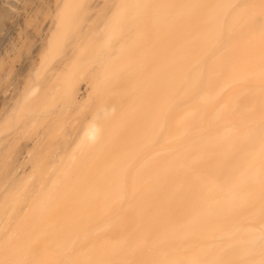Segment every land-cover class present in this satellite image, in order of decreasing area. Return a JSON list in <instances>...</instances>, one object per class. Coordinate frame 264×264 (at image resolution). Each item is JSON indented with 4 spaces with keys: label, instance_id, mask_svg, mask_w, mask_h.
I'll list each match as a JSON object with an SVG mask.
<instances>
[{
    "label": "bare ground",
    "instance_id": "1",
    "mask_svg": "<svg viewBox=\"0 0 264 264\" xmlns=\"http://www.w3.org/2000/svg\"><path fill=\"white\" fill-rule=\"evenodd\" d=\"M0 242L264 264V0H0Z\"/></svg>",
    "mask_w": 264,
    "mask_h": 264
},
{
    "label": "rangeland",
    "instance_id": "2",
    "mask_svg": "<svg viewBox=\"0 0 264 264\" xmlns=\"http://www.w3.org/2000/svg\"><path fill=\"white\" fill-rule=\"evenodd\" d=\"M86 109H88V110H86V111H84V112H88L89 111V108H86ZM73 110H75L74 108H73ZM72 110V111H73ZM71 111V112H72ZM71 112H70V114H71ZM74 112V111H73ZM73 112H72V114L71 115H74V116H71V119H70V117H68L69 119H68V125L70 126L69 128H71L72 126H73V128L74 127H76L77 128V124L79 123V119L81 118L80 117V115H75V112H74V114H73ZM88 114V113H87ZM84 115V114H83ZM83 115H82V117H83ZM70 116V115H69ZM74 117V118H73ZM73 128H71V130L73 129ZM76 128L75 129H73V131H75L76 130ZM72 132V131H71ZM56 135V134H55ZM58 136H56V138H57ZM2 242H0V246H2Z\"/></svg>",
    "mask_w": 264,
    "mask_h": 264
}]
</instances>
